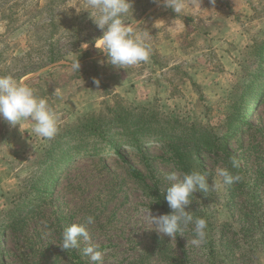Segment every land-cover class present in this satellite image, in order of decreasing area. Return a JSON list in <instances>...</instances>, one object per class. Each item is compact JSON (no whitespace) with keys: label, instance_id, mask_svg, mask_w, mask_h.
<instances>
[{"label":"rangeland","instance_id":"obj_1","mask_svg":"<svg viewBox=\"0 0 264 264\" xmlns=\"http://www.w3.org/2000/svg\"><path fill=\"white\" fill-rule=\"evenodd\" d=\"M182 2L177 15L131 0L125 23L148 31L150 57L117 69L94 46L86 0H0V76L47 99L59 126L45 140L0 119V264H95L86 242L59 248L88 216L103 264H264V0ZM217 167L241 180L191 197L204 241L191 243V224L161 237L147 210L171 213L167 175L211 185Z\"/></svg>","mask_w":264,"mask_h":264},{"label":"clouds","instance_id":"obj_2","mask_svg":"<svg viewBox=\"0 0 264 264\" xmlns=\"http://www.w3.org/2000/svg\"><path fill=\"white\" fill-rule=\"evenodd\" d=\"M160 3L161 0H153ZM214 3V0H212ZM90 19L102 31V36L95 39V48L106 57V63L117 69H125L135 66L141 62H147L150 57V48L145 43L149 38L148 31L143 30L139 23L136 25L126 24L125 17L132 14L133 5L131 0H86ZM163 6L172 9L177 15L183 11L182 0H162ZM82 46L88 48L85 43ZM73 72H79V60L70 65ZM93 83L100 85V80L93 78ZM55 94L59 95L56 89ZM0 119L10 126L19 125L25 121L32 122V133L37 138L45 140L54 139L58 132V115L50 107L47 99L36 94V91L25 83L17 81L11 75L0 76ZM233 168L239 166L238 161L232 158ZM216 176L222 180H214L209 185L206 174L193 170L182 174V178L173 171L167 175L166 180L170 183L164 194L170 214L151 215L150 208L148 218L161 237L175 238L182 233L188 225H194V238L191 243L200 245L206 236L207 222L203 218L195 217L186 211L192 204L191 197L197 192L208 193L209 191H220L225 185L239 182L241 176L232 174L227 168L217 167ZM94 223V217L88 216L82 224H73L66 228L62 235L59 248L68 252L79 247L80 241L86 242L83 255L88 256L95 264H103L104 251L100 250L98 244L91 241L87 225Z\"/></svg>","mask_w":264,"mask_h":264},{"label":"trees","instance_id":"obj_3","mask_svg":"<svg viewBox=\"0 0 264 264\" xmlns=\"http://www.w3.org/2000/svg\"><path fill=\"white\" fill-rule=\"evenodd\" d=\"M239 109H240V106H238V105H236V106H234V107H232V110L230 111L231 113H229V118H232L231 119V122H233L234 121V119L238 116V114H239ZM247 117V116H246ZM237 128H238V126H237ZM236 128V129H237ZM93 130H98V127L97 128H95V129H93ZM233 133H235V128L232 130V131H230V132H228V133H225V135H228L227 137H231V135H233ZM130 136H135V135H137L136 133H128ZM128 135V136H129Z\"/></svg>","mask_w":264,"mask_h":264},{"label":"bare ground","instance_id":"obj_4","mask_svg":"<svg viewBox=\"0 0 264 264\" xmlns=\"http://www.w3.org/2000/svg\"><path fill=\"white\" fill-rule=\"evenodd\" d=\"M242 107V106H241ZM240 115H238L235 119H238V117H239Z\"/></svg>","mask_w":264,"mask_h":264}]
</instances>
